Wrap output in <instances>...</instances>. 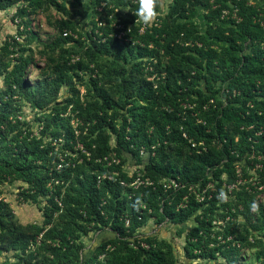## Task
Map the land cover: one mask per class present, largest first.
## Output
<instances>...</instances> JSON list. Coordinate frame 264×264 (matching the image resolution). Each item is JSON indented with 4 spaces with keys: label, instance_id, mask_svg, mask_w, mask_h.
Listing matches in <instances>:
<instances>
[{
    "label": "trees",
    "instance_id": "1",
    "mask_svg": "<svg viewBox=\"0 0 264 264\" xmlns=\"http://www.w3.org/2000/svg\"><path fill=\"white\" fill-rule=\"evenodd\" d=\"M67 1L92 27L62 23L72 33L50 58L51 82L27 81L25 49L14 60L0 54V185L23 182L19 196L43 213L41 225L23 224L0 197V254L14 252L15 264H179L140 230L192 221L186 259L264 264V0H172L144 33L138 0ZM14 4L28 15L57 0H0V10ZM17 90L39 113L38 135L16 114ZM112 155L118 164L103 160ZM95 230L113 237L82 259Z\"/></svg>",
    "mask_w": 264,
    "mask_h": 264
},
{
    "label": "rangeland",
    "instance_id": "2",
    "mask_svg": "<svg viewBox=\"0 0 264 264\" xmlns=\"http://www.w3.org/2000/svg\"><path fill=\"white\" fill-rule=\"evenodd\" d=\"M172 0H158L157 13L158 17H164ZM263 0H255V3L259 5L263 4ZM69 12H65L64 7ZM21 4H14L6 9L0 10V54H2L5 61L14 60L22 54L21 50L25 49L23 54L32 59L33 65L30 66L27 71V81L31 85L43 84L45 82H51L55 75L52 71L53 59H56L59 52V42L67 32L72 33L69 30L64 29L62 31L61 26L65 21H74L77 24V31L80 33L89 32L92 27V17L90 13L84 12L83 15L76 14L78 8L73 7L67 0H57V4L45 5L40 8L36 13H29L28 15H19V8ZM84 11V10H83ZM202 12L196 19L197 23L202 26L201 18ZM98 19V17H97ZM115 23H113L114 25ZM116 24H119L116 21ZM101 25V24H99ZM142 25V23H140ZM122 26H117V29ZM128 33V30L122 32L123 36ZM77 38V35H74ZM7 43L9 51L14 53H7L4 51ZM64 48H75L79 51L84 50L85 47H81L78 43L64 44ZM81 58L83 55L80 56ZM99 64L103 63L102 59L98 60ZM97 72V71H96ZM89 78L85 76V81ZM84 81V82H85ZM78 89L83 95L86 93V85L83 82H76ZM43 87V85H42ZM7 86L4 84L3 77H0V92L4 91ZM69 90L67 87H62L58 94V102H62L68 95ZM20 91L17 90L15 98L18 101V110L16 114L24 121L31 123L32 129L38 135L40 131V122L37 121L39 113L37 110L32 109L30 105L20 100ZM135 166L128 163L124 166V170L128 173H133ZM246 170L249 171L251 176L255 175V171L246 166ZM252 181V179H251ZM26 184L21 181H15L11 184L5 183L0 185V197L6 201L15 213L16 218L23 224L36 223L41 225L43 222V213L37 205L31 202H24L19 193L22 188H25ZM261 188H259V191ZM45 204V200H42L41 207ZM256 204L262 205L264 208V193H260L256 197ZM193 226V222L190 221L183 225H173L168 223L156 224L154 220H151L146 227L140 230V234L155 235L159 241L165 242L172 250L173 255L177 259L179 264H227L223 259L218 260H188L185 257L184 245L185 236L189 232V229ZM181 233V235L179 234ZM113 237L110 230H95L91 232L88 237L82 239L85 249L80 253L82 259H86L92 255L96 247L103 241ZM34 249V247H33ZM246 260L239 262V264H251L253 261L249 259V256L245 257ZM18 261L14 252L0 254V264L12 263L15 264Z\"/></svg>",
    "mask_w": 264,
    "mask_h": 264
},
{
    "label": "clouds",
    "instance_id": "3",
    "mask_svg": "<svg viewBox=\"0 0 264 264\" xmlns=\"http://www.w3.org/2000/svg\"><path fill=\"white\" fill-rule=\"evenodd\" d=\"M139 8L136 16L139 18L138 23H142L145 27H152L158 17L156 11L158 0H138Z\"/></svg>",
    "mask_w": 264,
    "mask_h": 264
},
{
    "label": "built area",
    "instance_id": "4",
    "mask_svg": "<svg viewBox=\"0 0 264 264\" xmlns=\"http://www.w3.org/2000/svg\"><path fill=\"white\" fill-rule=\"evenodd\" d=\"M252 2L253 3H255V0H252ZM101 24V23H100ZM147 29V27H145L143 24H142V26H141V29H140V32L141 33H144L145 32V30ZM64 35H66V33L64 34ZM193 146H195V145H193ZM142 155L145 153V150H142ZM104 161H108V164L109 165H112V164H118L119 163V160L115 157V156H109L108 158L107 157H105L104 159H103ZM257 168H260V166L258 165V166H256ZM237 170H238V172L240 173V171H241V169H240V167H237ZM113 176H114V174L113 175H111V176H109V179H112L113 178ZM105 177H107V176H105ZM141 183H144L143 181H141L139 178L135 181V183L134 184H136V185H138V184H141ZM163 183V186L165 187V188H171V187H177V183L174 181V180H171V181H163L162 182ZM239 184L241 183V181H239L238 182ZM238 183H237V185H238ZM122 184H124V183H122ZM146 184H152V182H150L149 180H147V182H146ZM237 185H231V186H229V189H231V188H233V187H237Z\"/></svg>",
    "mask_w": 264,
    "mask_h": 264
}]
</instances>
